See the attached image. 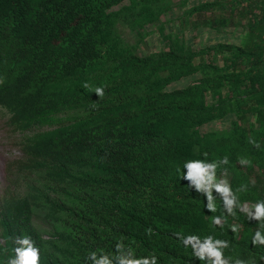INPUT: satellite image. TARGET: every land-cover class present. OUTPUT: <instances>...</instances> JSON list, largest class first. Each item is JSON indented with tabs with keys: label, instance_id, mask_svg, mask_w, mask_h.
I'll return each instance as SVG.
<instances>
[{
	"label": "trees",
	"instance_id": "1",
	"mask_svg": "<svg viewBox=\"0 0 264 264\" xmlns=\"http://www.w3.org/2000/svg\"><path fill=\"white\" fill-rule=\"evenodd\" d=\"M170 1L0 0V111L19 135L0 196V264L26 247L14 243L22 235L39 264H202L182 238L208 235L228 242L230 264H264V244L251 242L257 229L264 237L255 206L234 201L228 216L211 193L209 211L207 193L182 178L186 162L202 161L209 175L232 174L228 199L264 200V0H207L179 21L214 31L236 21L240 46L196 53L158 27L165 49L140 58L144 28ZM229 116V130L201 132Z\"/></svg>",
	"mask_w": 264,
	"mask_h": 264
},
{
	"label": "rangeland",
	"instance_id": "2",
	"mask_svg": "<svg viewBox=\"0 0 264 264\" xmlns=\"http://www.w3.org/2000/svg\"><path fill=\"white\" fill-rule=\"evenodd\" d=\"M207 0H171L170 4L167 3L169 11L161 16L157 25H148L144 28L145 38L142 45H140L138 50V55L140 58L148 56L150 54L161 53L164 47L163 40L161 39L157 28L162 27L166 34L176 35L182 34L185 43L194 52H199L208 48H212L217 44L240 46L243 44L246 35V29L242 25H239L235 21V25L227 28H220L218 31H214L208 27H198L197 29L192 28L193 18L189 20L188 28L181 30L179 21L185 17V14L189 9L197 6L198 4H203ZM123 38L130 44H134L137 41V36L135 33L129 32L127 29H122ZM198 61V60H197ZM190 83L189 79H183L178 83L171 85L167 91H173L176 89H182ZM234 120L232 116L226 117L225 119L217 122L207 124L201 128V132H215V131H226L230 129L231 122ZM251 123L254 119H250ZM7 115L4 111H0V196L7 187V180L5 174V164L8 160H12L18 157V148L16 143L18 141L17 134L11 132L7 127ZM250 154V153H249ZM255 171H257L255 169ZM210 175H215L217 181L226 180L228 184L232 179V174L226 173L224 171H212ZM251 181V179H250ZM14 192H21L20 188H13ZM211 193H219L213 187ZM246 208L241 209L248 214H251L254 209V205L250 202L244 203ZM36 227L40 228L43 232L46 229L38 220H34Z\"/></svg>",
	"mask_w": 264,
	"mask_h": 264
},
{
	"label": "clouds",
	"instance_id": "3",
	"mask_svg": "<svg viewBox=\"0 0 264 264\" xmlns=\"http://www.w3.org/2000/svg\"><path fill=\"white\" fill-rule=\"evenodd\" d=\"M3 83V81H0ZM95 93L98 97L103 96V88L97 87L95 89ZM224 163H227V158H225ZM184 167L188 169L187 175H183V179L190 180L195 185L198 191H205L207 194L205 196L206 207L209 211L215 212L216 207L211 203L213 200L211 189L214 187L217 192L224 195V200L222 201V210L227 213L228 216H235L236 212L233 211L234 201L236 203V207L240 209L246 208L244 205H241L239 202V198L237 194L233 197V199H228V195L232 192V189L226 180L217 181L215 175H209V168L212 165H207L202 161H188L185 163ZM189 187H191L189 185ZM246 190V186H242V188L237 189V191ZM256 209V219H260L264 217V200L258 201L255 205ZM248 220V216H246ZM225 219L223 215L221 216H213L211 218V223L215 226H221L222 221ZM260 229H264V224L260 225ZM150 231V230H149ZM232 231H237V226H232ZM203 244H200L201 238L198 236H188L182 238V242L186 247H192L193 256L204 264L206 258L210 261V264H230V258H225L223 249L229 247V244L225 240H220L215 238L212 235L205 236L203 239ZM31 237L28 235H22L16 237L14 243L25 245L26 247H15L14 248V256L10 258L7 264H39V248L33 247V243ZM195 242V243H193ZM252 245L258 246L260 244H264V237H261L260 230H256L252 236ZM197 245L199 248L197 250ZM117 249L119 251V245H117ZM88 259L95 260V253H91ZM235 264H244L243 261L237 259Z\"/></svg>",
	"mask_w": 264,
	"mask_h": 264
}]
</instances>
